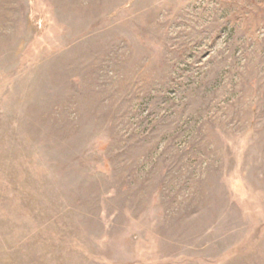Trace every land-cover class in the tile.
I'll return each mask as SVG.
<instances>
[{"label": "rangeland", "instance_id": "rangeland-1", "mask_svg": "<svg viewBox=\"0 0 264 264\" xmlns=\"http://www.w3.org/2000/svg\"><path fill=\"white\" fill-rule=\"evenodd\" d=\"M0 264H264V0H0Z\"/></svg>", "mask_w": 264, "mask_h": 264}]
</instances>
